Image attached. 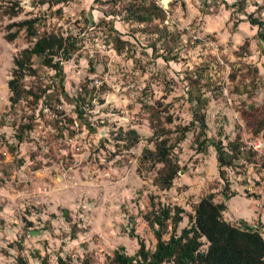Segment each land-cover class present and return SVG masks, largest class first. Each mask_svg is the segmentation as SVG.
Returning <instances> with one entry per match:
<instances>
[{"label": "rangeland", "instance_id": "obj_1", "mask_svg": "<svg viewBox=\"0 0 264 264\" xmlns=\"http://www.w3.org/2000/svg\"><path fill=\"white\" fill-rule=\"evenodd\" d=\"M27 19L68 51L53 58L61 80L31 55L11 105L13 58L34 40ZM251 19L264 21V0H0V264H115L137 240L151 252L152 215L178 206V234L208 193L223 220L264 240V23ZM158 139L177 166L164 189ZM171 230L168 218L161 239Z\"/></svg>", "mask_w": 264, "mask_h": 264}, {"label": "trees", "instance_id": "obj_2", "mask_svg": "<svg viewBox=\"0 0 264 264\" xmlns=\"http://www.w3.org/2000/svg\"><path fill=\"white\" fill-rule=\"evenodd\" d=\"M139 17V19H143V16ZM250 21L257 27L264 23V21L259 22L254 19ZM32 23V19L23 20L19 23L25 25L24 30L30 36L34 35ZM10 25L13 24H9L7 29ZM15 33L16 30L7 32L5 34L6 40H12ZM258 35L264 40V35L259 30ZM63 41L61 36L54 34L34 37L30 48L22 50L18 57L13 58V68L10 71V77L6 81L7 89L10 92L8 100L11 105L15 104L25 91L17 81L24 74L33 73L28 64L31 55L41 56L42 64L52 68L54 73H59L58 78L62 79L60 63L58 59L53 61V58L58 54L65 55L63 52L59 53V50L65 53L68 51L66 46H63ZM43 91L44 89H41V92ZM31 97L33 101H36L40 96L31 92ZM192 115L191 122L196 121L198 127L203 129L205 126L203 114L194 112ZM186 130L187 126H183L180 129L176 137V143L183 139V134ZM156 133L157 131L154 130L153 135H156ZM204 140L205 137L203 136L201 140L196 142L197 151L204 148ZM213 148L217 163V174L223 181L222 195L231 197L235 193H226L228 190L227 181L223 178L221 170L222 166L229 164L230 156L223 151L219 143L213 145ZM168 149L169 145L165 144L163 139H158L154 143L153 154L157 161L162 163L157 182L162 189L170 186V182L177 171L176 164L170 162L167 157ZM147 153L149 154V152ZM147 153L145 154L147 155ZM224 209L225 204L223 202L212 201L211 193L202 196L193 209L190 224L187 227H182L179 233L175 234L174 226L181 218V209L178 206H174L171 211L167 207L162 208V210L151 217V221L157 226L153 230L155 237L154 249L148 252L144 249L143 243L137 240L138 247L134 255L128 256L118 250H114L111 260L115 264H133L134 256H137L144 264H160L162 262H169L170 264H264V240L260 234L257 231H251L223 220L221 213ZM168 218L172 223V230L166 240H163L161 239L160 228L163 225V221ZM202 245H204V248L201 247ZM20 263L24 264L23 261H20ZM60 263V258H57L56 264Z\"/></svg>", "mask_w": 264, "mask_h": 264}, {"label": "crops", "instance_id": "obj_3", "mask_svg": "<svg viewBox=\"0 0 264 264\" xmlns=\"http://www.w3.org/2000/svg\"><path fill=\"white\" fill-rule=\"evenodd\" d=\"M231 198V197H230Z\"/></svg>", "mask_w": 264, "mask_h": 264}]
</instances>
